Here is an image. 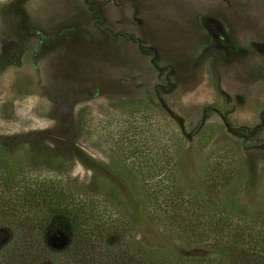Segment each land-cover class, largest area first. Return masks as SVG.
<instances>
[{"label":"rangeland","instance_id":"rangeland-1","mask_svg":"<svg viewBox=\"0 0 264 264\" xmlns=\"http://www.w3.org/2000/svg\"><path fill=\"white\" fill-rule=\"evenodd\" d=\"M208 19L238 50L220 48ZM0 137L25 145L31 174L58 168L113 198L155 168L183 175V161V192L227 173L220 197L263 217L264 0H0ZM130 211L98 213L129 220L142 242L176 241L159 211Z\"/></svg>","mask_w":264,"mask_h":264},{"label":"trees","instance_id":"trees-1","mask_svg":"<svg viewBox=\"0 0 264 264\" xmlns=\"http://www.w3.org/2000/svg\"><path fill=\"white\" fill-rule=\"evenodd\" d=\"M9 141L0 137V232L10 231L0 246V264H264V216L243 209L246 202L234 193L220 197L227 173L206 176L200 186L183 192L194 184L186 178L192 169L183 161V175L174 172L177 165L155 179L158 168L149 171L140 184L113 183V198L104 189L89 191L63 181L58 168L50 177L31 174L39 170L19 156L25 145ZM119 173L117 179H123ZM105 206L133 208L144 221L150 220L146 213L159 211L176 241L163 246L142 242L131 234L135 227L129 220L99 214ZM58 230L66 238L62 248L49 243Z\"/></svg>","mask_w":264,"mask_h":264},{"label":"flooded vegetation","instance_id":"flooded-vegetation-1","mask_svg":"<svg viewBox=\"0 0 264 264\" xmlns=\"http://www.w3.org/2000/svg\"><path fill=\"white\" fill-rule=\"evenodd\" d=\"M208 21H210L211 24L215 28V32H213V36L219 40L220 48L225 49V50L227 49V52H229L234 47H235V51L238 50V47L234 46L233 44L229 42L226 35L224 34L223 29L218 26L215 20L208 19Z\"/></svg>","mask_w":264,"mask_h":264}]
</instances>
